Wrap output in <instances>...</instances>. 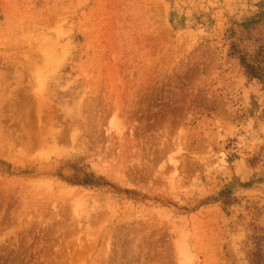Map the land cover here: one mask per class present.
I'll return each instance as SVG.
<instances>
[{"label": "rangeland", "instance_id": "374dc122", "mask_svg": "<svg viewBox=\"0 0 264 264\" xmlns=\"http://www.w3.org/2000/svg\"><path fill=\"white\" fill-rule=\"evenodd\" d=\"M0 264H264V0H0Z\"/></svg>", "mask_w": 264, "mask_h": 264}]
</instances>
